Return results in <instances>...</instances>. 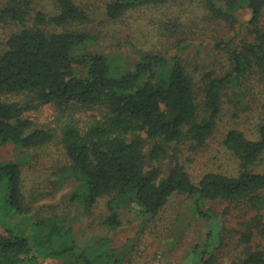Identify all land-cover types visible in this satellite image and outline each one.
<instances>
[{"label": "trees", "instance_id": "16d2710c", "mask_svg": "<svg viewBox=\"0 0 264 264\" xmlns=\"http://www.w3.org/2000/svg\"><path fill=\"white\" fill-rule=\"evenodd\" d=\"M51 1L52 12L34 10L33 0H0V24L17 26L0 47V144L24 152L58 136L68 159L58 178L73 182L71 203L89 212L107 196L108 215L102 223L108 231L121 224V209L133 208L145 222L172 194L189 195L203 217H210L202 211L210 200L264 207V172L253 169L264 155V116L255 123L253 137L235 127L225 133L222 144L238 162L235 174L207 171L195 182L178 154L182 144L191 150L204 146L223 112L225 95L239 103L251 77L264 86V0H187L198 4L206 22L233 27L211 43L213 50L227 55L228 70L203 71L199 94L179 54L141 51L132 69L117 68L108 54L89 51L98 42L94 35L63 28L89 21L95 11L75 0ZM101 1L99 13L120 20L137 7L174 0ZM242 9L250 16L238 21ZM4 93L25 98L10 99ZM35 100L56 107L60 118L55 127L34 126L23 116ZM82 110L95 115L80 123L76 113ZM166 156L169 167L158 175L153 162ZM30 211L22 195L20 163L0 156V264H42L44 259L123 264L126 249L111 246L106 237L90 249V243L76 239L68 215L40 218ZM240 238L249 242L250 230L241 231ZM194 252L198 264H217V248L198 245ZM233 264H264V249L247 245Z\"/></svg>", "mask_w": 264, "mask_h": 264}, {"label": "rangeland", "instance_id": "374dc122", "mask_svg": "<svg viewBox=\"0 0 264 264\" xmlns=\"http://www.w3.org/2000/svg\"><path fill=\"white\" fill-rule=\"evenodd\" d=\"M34 10L52 12L51 0H33ZM87 9L95 11L89 21L65 25L64 29L85 31L96 37L97 44L90 52L106 53L117 68L132 69L138 52L157 51L165 56L179 54L186 70L192 76L199 94L198 79L202 72L211 69L215 74L228 70L225 53L213 50L211 43L216 36L227 35L233 30L226 22L203 19L197 11L198 4L187 0H174L165 4L137 7L120 20H109L99 13L101 0H75ZM198 12L194 17L190 12ZM238 21L250 16L248 9L237 11ZM192 16L195 21H191ZM169 22L168 27L165 23ZM173 24V25H172ZM177 24L178 26H174ZM260 24L264 25V14ZM13 23L0 24V47ZM231 28V29H230ZM186 43H190L188 46ZM247 96L239 103L225 95L223 112L215 130L203 147L191 150L188 144L179 147V160L197 182L207 171L235 174L237 159L222 144L230 128H239L253 137L255 123L264 116V86L256 77L246 80ZM10 99H22V93H4ZM34 106L23 113L33 120L34 126L55 127L60 113L53 104L34 101ZM95 115L93 110H82L76 116L85 123ZM60 118V117H59ZM0 156L4 160L20 163L22 195L24 202L40 218L69 216L76 239L90 243L93 249L98 240L106 237L109 244L126 249L123 264H198L196 246L217 248V264H233L247 245L264 249V207L252 209L246 202L229 203L220 200L206 201L202 211H195L192 198L187 194H172L157 214L142 221L136 210H120L121 224L108 231L103 219L108 215L107 196L101 197L89 212H83L78 204L71 203L72 181L58 178L61 167L67 163L66 153L58 136L41 148L19 152L11 144H0ZM158 175L165 173L170 164L166 156L153 162ZM253 169L264 172V155ZM32 214V215H33ZM251 232L250 241L240 238L241 231ZM221 238V241H220ZM42 264H61L60 260L44 259Z\"/></svg>", "mask_w": 264, "mask_h": 264}]
</instances>
